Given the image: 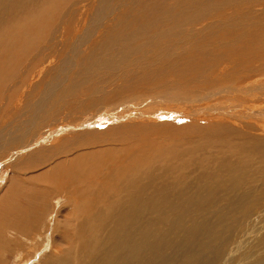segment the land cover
<instances>
[{
    "label": "bare ground",
    "instance_id": "bare-ground-1",
    "mask_svg": "<svg viewBox=\"0 0 264 264\" xmlns=\"http://www.w3.org/2000/svg\"><path fill=\"white\" fill-rule=\"evenodd\" d=\"M0 120L15 264H264V0H0Z\"/></svg>",
    "mask_w": 264,
    "mask_h": 264
},
{
    "label": "rangeland",
    "instance_id": "rangeland-1",
    "mask_svg": "<svg viewBox=\"0 0 264 264\" xmlns=\"http://www.w3.org/2000/svg\"><path fill=\"white\" fill-rule=\"evenodd\" d=\"M12 143H10V145H12ZM10 145H8V146H10ZM43 146L45 148V146H47V145H43ZM2 152H3V149L0 151V154ZM26 152H28V151L23 152L22 155L26 154ZM22 159H23V157H21V158L18 157L15 161L11 162L10 165L14 166L15 164L23 163ZM46 159L50 160L51 159L50 155ZM1 162H2V159L0 158V202L2 201V199L5 200L7 196H10L11 200L13 201V203L15 205L22 206V207H25L27 205V202H33V203L39 202L42 209H39L36 212V214L39 215L40 219L42 217L45 218L47 213L43 214V208L46 205V203L50 202L51 198H49L50 196H47V197L45 196L46 195L45 191H43V193L41 191V194L44 197L39 196L40 200L31 199L30 193H31V190L33 189L32 186H33V184L41 181V178H40V180H32V181H29V178L35 177V176H41L42 174L47 173V171H46L47 168L42 167V166L33 167L31 165V166H27V167L19 170V172H16V173L11 175V171H10L9 166H6L4 163L2 164ZM13 171H15V170H13ZM40 184L42 185L41 182H40ZM61 197H63V196H61ZM46 198H48L47 199V201L49 200L48 202L45 201ZM70 208L71 207L67 203H63L62 207L60 209H58L59 213L57 214V216L55 218V230L51 233V237L56 235L58 233L59 229L63 228L64 223H65L63 221L64 220L63 214L65 211L69 210ZM25 215H27L25 212L23 214H21V217L17 216V215H13V214H9V215L5 214V215H3V218L5 217L4 219H2L3 221L0 220V223H1L0 228L2 227V229H0V232H1L0 233V264H2L1 261H4V260H5V264H15V261L13 262L12 258L15 256V253H16L15 252V248L17 246L16 244L19 243V246H18V251H19V248L24 243V236L20 234V229L22 227L21 226L22 222H24L21 218ZM12 217H17V218H14L15 219L14 220V219H12ZM1 218L2 217H0V219ZM19 219H21V220H19ZM24 219L26 220V217H24ZM27 220L31 222L30 219H27ZM16 225H20V226L17 229H12ZM37 225L39 228L41 224L37 223ZM45 225H46L45 223H42L43 229H42V227L38 229V231L44 230V232L41 233L42 234L41 236H44V237H46L48 234V231L45 230V228L47 227V226L45 227ZM48 226L50 227L49 224H48ZM3 229H5V230H3ZM2 232H3V234H2ZM43 233H44V235H43ZM39 235H40V233H39ZM39 248L36 250V255L38 254L37 256L40 255L39 251L41 250V247H39ZM23 252L25 253V251H23ZM30 253L32 256L34 255V254H32V252H30ZM33 253H34V251H33ZM28 255H29V252L27 255H25V257H27ZM35 256H33L32 258H26L25 262H28V259L34 260Z\"/></svg>",
    "mask_w": 264,
    "mask_h": 264
}]
</instances>
